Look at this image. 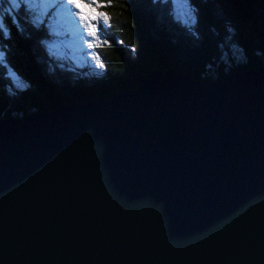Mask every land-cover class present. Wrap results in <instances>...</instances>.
<instances>
[{
  "label": "water",
  "instance_id": "obj_1",
  "mask_svg": "<svg viewBox=\"0 0 264 264\" xmlns=\"http://www.w3.org/2000/svg\"><path fill=\"white\" fill-rule=\"evenodd\" d=\"M0 264H264V68L0 118Z\"/></svg>",
  "mask_w": 264,
  "mask_h": 264
},
{
  "label": "trees",
  "instance_id": "obj_2",
  "mask_svg": "<svg viewBox=\"0 0 264 264\" xmlns=\"http://www.w3.org/2000/svg\"><path fill=\"white\" fill-rule=\"evenodd\" d=\"M192 6L194 18L186 24L160 0H112L101 7L111 26H99L103 40L94 50L104 66L89 75L45 51L49 28L43 17L32 16L35 5L0 0L5 22V30L0 28V118H21L63 103L104 101L136 88L138 78L158 69L206 83L264 68V0H192ZM229 41L241 49V61L226 54Z\"/></svg>",
  "mask_w": 264,
  "mask_h": 264
},
{
  "label": "rangeland",
  "instance_id": "obj_3",
  "mask_svg": "<svg viewBox=\"0 0 264 264\" xmlns=\"http://www.w3.org/2000/svg\"><path fill=\"white\" fill-rule=\"evenodd\" d=\"M21 1V0H20ZM25 3L31 2L37 10L32 13L37 17H43L48 25V40L45 41V51L51 55L56 62H62L74 67V69L84 71L89 75H96L103 70L96 67V61L93 59L92 53H95L94 47L100 44L103 40L99 26H106L103 23L98 25L97 31L99 33V41L96 42L92 49L87 47V41H93V37H89L86 31L81 25L75 15L73 18L69 17L68 22L65 24L60 13L59 7L63 4V0H22ZM161 2L169 3L171 6V13L174 18L184 24L189 23L194 18V9L192 6V0H160ZM85 3L89 0H84ZM69 8L73 14L76 11H82L86 15H95L96 12L101 11L97 8L92 11L91 8H84L83 4L79 9L72 8L71 5H65ZM93 7H95L93 5ZM74 19L77 24H75ZM4 19L0 13V28L4 31ZM95 23V21H93ZM228 51L226 54L235 61H241V49L232 41L227 43ZM3 61L2 52L0 50V62ZM8 74L14 78L17 85L23 87L24 85L20 79L12 72L8 71Z\"/></svg>",
  "mask_w": 264,
  "mask_h": 264
},
{
  "label": "snow or ice",
  "instance_id": "obj_4",
  "mask_svg": "<svg viewBox=\"0 0 264 264\" xmlns=\"http://www.w3.org/2000/svg\"><path fill=\"white\" fill-rule=\"evenodd\" d=\"M112 0H107V4H100L97 2V0H89V2L85 3L84 0H63V4L59 7V13L66 24L69 20V17L73 18V15L78 18L79 25L83 27V29L86 31L87 36L93 37V41H87V47L89 49H92L95 46L96 42L99 41V33L97 31L98 25L100 23H103L106 26H111L110 24V17L105 12L99 11L96 12L95 15H86L82 11H76L74 14L73 12L65 7V5H71L72 8L79 9L81 5L83 4L84 8H91L92 11H95L97 8L110 6ZM93 5L95 7H93ZM95 21V23H93ZM75 24H77L76 20L74 19ZM107 41H103V43H106ZM93 59L96 61V67L102 68L103 62L101 61L99 55L96 53H92Z\"/></svg>",
  "mask_w": 264,
  "mask_h": 264
}]
</instances>
